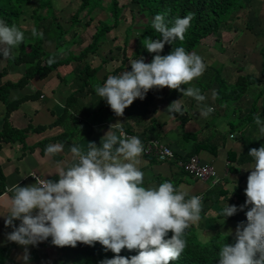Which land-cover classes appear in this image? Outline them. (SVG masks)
Segmentation results:
<instances>
[{
    "label": "clouds",
    "instance_id": "1",
    "mask_svg": "<svg viewBox=\"0 0 264 264\" xmlns=\"http://www.w3.org/2000/svg\"><path fill=\"white\" fill-rule=\"evenodd\" d=\"M194 16L189 12L167 21L166 14H156L151 26L160 34L159 38L148 36L142 41L146 50L154 54L151 62L146 63L143 57L132 60L130 71L109 75L102 85L94 86L95 93L116 116H123L126 108L136 99L143 100L150 90L163 88L193 98L205 119L215 110L204 104L207 98L199 88L184 87L206 71L204 59L182 46L173 48L176 40H184ZM43 36L42 31L31 29L32 38ZM25 40L24 31L17 25L0 19L3 59H14L13 50ZM166 44L172 45V50L161 55ZM52 63L55 58L48 60L49 65ZM216 98L218 93L214 91L213 99ZM167 112L175 117L177 113L184 115L185 109L176 100ZM253 119L259 140L264 137V119L259 114ZM122 125L120 122L111 125L99 146L95 142H88L86 149L71 146V162L67 165L57 162L58 166L48 172L58 176V180L33 172L29 176L35 183L27 186L14 183L7 187L0 197V209L6 211L0 216L4 217V226L12 229L6 239L23 247L19 259L24 264L30 260L28 246H37L49 238L56 247L75 248L78 242L94 246L99 242L105 251L115 254L100 264H173L184 253L187 230L202 219L203 194L189 196L182 185L177 187L168 180L158 186H145V173L139 167L144 144L138 137L128 136ZM63 149V143L49 144L44 155L51 159ZM248 155L253 164L244 169L250 172L245 203L239 207L227 203L220 211L225 222L247 208V223L241 221L234 233L229 232L233 243H227L226 239L218 246V264H264V145L251 148ZM15 221H19L18 226ZM123 249L135 250L137 254L121 256Z\"/></svg>",
    "mask_w": 264,
    "mask_h": 264
},
{
    "label": "trees",
    "instance_id": "2",
    "mask_svg": "<svg viewBox=\"0 0 264 264\" xmlns=\"http://www.w3.org/2000/svg\"><path fill=\"white\" fill-rule=\"evenodd\" d=\"M74 1L78 2V6L70 16L71 26L66 28L65 22L60 20L59 16L56 14L58 9L55 8V0H0V19L5 20L9 25H17L24 31L26 37L25 43L13 50L14 59H3V57L0 56V77H3L12 70L14 71V66H25L24 73L16 82L6 80L0 85V100L6 106L3 122L0 126V149L5 142H23L27 132V128L15 127L9 120V114L13 109L17 108L22 101L32 98L33 94H26L22 97L10 100L8 94L11 88L27 86L32 78L46 77L54 70H57L58 67L70 64L71 71L69 72V77L77 84V90L94 92V86L97 84L102 85L109 75H119L123 71L131 70V65L127 64V62L132 58L140 56L144 46L142 47L138 44L142 45V41L145 37L152 36L153 39L158 38V33L151 26L152 19L156 14H166L167 21H171L177 16L183 17L189 12L195 14L191 27L185 34L184 40H176L173 43V48L182 46L187 52L193 50L208 36H214L215 41L213 42V47L222 49L223 44L219 32L221 30L227 32L240 30L236 22L234 23V21L240 19V12H242L247 21L243 29L245 33H251L249 29H252V23L255 20L251 0H128L129 2L122 4H120L118 0H110L108 5H103V0ZM101 10L104 11V17H98L96 19V24L93 26L94 30L90 36V40L85 43L83 32L91 25L95 15ZM83 11H86L84 23L81 20V13ZM126 12L131 13V22L141 14L146 17V21L138 24L140 26L139 33H133L136 34V37L131 55L127 54L126 51L128 48H132L129 41L134 27L126 25L122 33L124 34L122 47H120V44H116V48L121 49V52L118 55H110L108 58L103 57L99 63L92 65L86 60L88 55L96 54L100 50L99 46L101 44H107L113 41V39L108 38V34L121 29L122 24L125 23ZM26 14L29 15V18H27ZM28 23H30V26L27 25ZM80 26L82 27L81 31L85 29L83 32L78 33L75 31L70 38H64L71 27L75 29ZM33 27L43 32V39L31 37V29ZM258 30H260V33L256 31L254 35H264V26H261ZM45 45H47V47L54 45L53 51L47 50ZM256 49L261 57L262 66H264V41H262L260 46ZM61 50L63 51L61 52ZM171 50L172 45L166 44L161 55H167ZM109 53H111V50ZM153 55L154 54L149 53L148 56H146L145 62H151ZM50 58H55V63L49 65L48 60ZM118 58H120V63L111 71L107 70L106 65ZM220 69L221 67L216 68L212 65H207L203 75L195 79L194 87L199 88L201 93L214 90L218 93V98H216L213 103L215 102L217 106L220 104L224 105L226 106L225 108L233 105L235 111H240L242 109L235 103L245 94L252 97L251 109L246 112L245 115L235 120V123H229V133H232L230 135L234 137V134H236L242 139L244 144V150L239 157L235 158V152L233 151H229L228 153V168L234 172L237 166H234L233 162L241 164L252 161L251 157L248 155L249 150L261 146L260 141L252 139L251 136L253 134H251V136H248L249 133L246 134V130L248 128L250 129V126L258 128L254 123V115L259 114L261 118L264 119V91H260L264 88L260 89L259 87V85L264 86V83L261 85L264 78L256 77L252 73H245L236 76L234 82H227L225 78L221 76ZM186 86L188 85H184L185 88H187ZM158 90L159 89H152L146 94L143 100L136 99L133 102L131 108L125 112L124 118L126 120L123 124L124 130L135 132V121L131 119L137 120L139 117L142 119L144 118L142 114L146 113L148 108L150 112L156 109V107H154L156 104L154 105L152 99ZM164 92H166V90ZM167 92L170 95L174 93L179 95L181 93L180 91L171 90L169 88H167ZM167 92L166 94H168ZM74 97L76 98L73 94L71 98ZM188 98H190L191 101H195L191 97ZM72 100L74 101L75 99ZM207 102L210 103L209 101ZM258 102L260 104H258ZM246 125L248 128H245ZM207 144L210 145L208 147L210 150H212V148L214 150L216 149L214 143L211 142ZM207 144L199 142L196 146L197 149H202L206 147ZM2 190L3 175L0 171V194ZM209 191L205 197L203 196L204 213L211 207V203L216 198L215 195L211 198V192ZM218 191L219 194H227V190L222 186L219 187ZM221 209L222 207H219L218 214L210 217V220L207 219L204 226L200 224V230L212 226V233L209 234L208 237L199 236L198 233L200 230L197 229V223V225L193 224L187 230L185 235L187 247L180 258L174 261L173 264H218V246L226 239L227 243L234 242L233 236L229 235L228 227L222 230L218 227V219H224V217L220 215ZM247 210L246 208L245 212L241 213V217L233 215L226 219H234L236 226L241 221L246 224ZM236 217L240 221H238ZM168 235L170 238L171 232H169ZM46 242L54 247V245L51 244V238ZM12 246L13 245H8L0 248V264H3L6 259H3V257L6 256L5 253L9 255ZM56 248L57 252L53 256V260H44V256H38V254L35 253H32L33 259L42 260L41 264H100L101 260L106 258L110 259L115 255L110 250L105 251L104 247L99 242H96L94 246H87L78 242L75 248L68 246ZM136 254L137 252L135 250L129 251L127 249H123L120 253L121 256L125 257H131Z\"/></svg>",
    "mask_w": 264,
    "mask_h": 264
},
{
    "label": "crops",
    "instance_id": "3",
    "mask_svg": "<svg viewBox=\"0 0 264 264\" xmlns=\"http://www.w3.org/2000/svg\"><path fill=\"white\" fill-rule=\"evenodd\" d=\"M262 18L264 17H261L260 20H262ZM257 21L258 20L255 18L253 23ZM261 26L264 25L261 24ZM254 29L260 33V30H257L258 28ZM258 40L264 41V35H259ZM262 41H260V43ZM260 64L262 65L261 62ZM17 66H14V71L12 70L3 77H0V85L6 80L16 82L22 76L25 68L23 72H21L22 69H18ZM61 68L63 70H54L46 77L32 78L27 86L21 88L13 87L9 90V93L16 89L22 92L10 98L8 94L10 100L22 97L26 94H33V97L22 101L18 107L13 109L9 114L10 122L17 128H27V132L23 142L14 141L2 144L0 149V171L4 177L3 190L0 197H3L7 187L14 183H18L20 186H27L35 183V179L29 176L32 172L37 173V175L41 177L44 176L46 179L58 180V176L55 174L49 175L48 172L53 171L58 166L57 162H63L64 165L71 162V146L80 145L82 148L86 149L88 142H95L99 146L101 138L109 130L111 125L117 122L124 124L126 120L124 118L125 112L130 109L132 105L125 109L123 116H116L107 105L106 101L101 99L95 91L77 90V84L69 77V72L71 71L70 64L64 65ZM246 73H252L256 77L264 78L262 77L264 76V66L260 67L259 76L253 72ZM163 90L159 89L157 92L162 95V99L159 101L156 100V94L153 96L152 100L154 105L156 104L154 106L156 109H154L153 112H150L148 108V111L142 114L144 118L141 119V117H139L137 120L131 119L135 121V132L129 133H134L141 137H156L161 141L162 139H160V137L164 138L163 142L169 144L177 153L184 155L196 154L202 161L212 163L219 176L217 183L212 184L211 181H202L191 173L180 170L173 161L162 162L154 157L142 155L139 167L145 173V186H158L161 182L168 180L174 182L177 187L182 185L184 190L188 191L189 196L201 193L204 197L207 192L211 190L209 191L211 192L210 197L213 198L215 195L216 198L211 203V207H209L205 213L204 211L202 212V217L208 212H213L215 210L217 215L218 208H223L227 203L229 205H236L237 207L243 205L246 200L245 189L247 186V177L250 174L249 171L244 169L250 168V164H253V161H247L241 164L233 162L234 166H237L234 172L228 168L229 151L235 152V158H237L244 150V144L240 137L236 134H234V137H230L232 133H229V123L234 121L229 120V122L227 121L222 126L223 128L225 127L228 133L227 138L230 139L227 142L226 136L222 135L219 130L208 126V117L206 119L201 117L197 102L191 101L190 98L183 96L182 93H180L178 97L181 105L185 109V114L180 115L177 113L174 114L175 117L170 115L167 109L173 102L172 95L168 92V94H166ZM73 94L76 98H71ZM206 98L204 103L207 101L212 103L210 98L207 96ZM72 99L75 100L73 101ZM241 99L235 104L240 106L243 110L245 109V112L235 116V120L245 115L246 112L251 109L252 98L251 101L248 103L244 102V104L240 103ZM215 106L217 105L215 104ZM218 107L219 110L226 109L224 105L220 104L216 107L215 111L218 110ZM5 110L6 106L0 100V126ZM219 110L217 111L218 113H220ZM231 116H234V114ZM246 126L245 128H248V126ZM113 131H116V129H113ZM124 131L128 132L126 130ZM246 134H248V136L253 134L251 136L252 139L257 140L258 128L250 126V129L248 128L246 130ZM258 141H260V145H264V137ZM199 142L205 144H207L206 142H212L216 145V149L214 150L212 148V150H210L208 148L210 145L208 144L202 149H197L196 144ZM55 143H63V152L51 159L46 158L44 155L45 147ZM220 186L227 190L226 195L219 194L218 189ZM245 210L246 208L244 211H238L235 215L241 217V213H244ZM4 211L6 210L0 209V214H3ZM203 219L205 220V218ZM207 219L210 220V217ZM236 219L238 220L237 217ZM218 220L217 222L219 223L224 219L220 218ZM14 223L17 226L19 225V221H15ZM224 224H226V222H222V225ZM232 225H234L233 222L231 223V226ZM227 226L226 224L225 227L227 228ZM11 231L12 229L10 227L6 228L4 226V217L0 216V248L13 245L9 252V256L11 255L9 262L14 261V263L21 264L19 257L22 256L24 249L22 246L14 242H9L6 239L7 234ZM36 248L37 246H28L29 253L36 250ZM5 258L6 257H3V259ZM39 261L40 260H33L31 264H38Z\"/></svg>",
    "mask_w": 264,
    "mask_h": 264
},
{
    "label": "rangeland",
    "instance_id": "4",
    "mask_svg": "<svg viewBox=\"0 0 264 264\" xmlns=\"http://www.w3.org/2000/svg\"><path fill=\"white\" fill-rule=\"evenodd\" d=\"M110 2V0H103V5H108ZM118 2L120 4L122 3H126L129 2L128 0H118ZM77 3L74 0H60L57 1L55 0V8L58 9V11H56L57 15L59 16V19L65 22L66 28H69L71 26V22H70V16L73 14V12L76 10L77 8ZM251 4H252V11L254 14V17L258 20L255 23H252V29H249L251 31L248 33L244 32V27L247 24L246 19L244 18L242 12H240V19L238 21H234V23L236 22L237 26H239L240 30H233V31H225V30H221L219 32V36L221 38V42L223 44L222 49H219L218 47H213V42L215 41L214 36H208L206 39L202 40L201 43H199L193 50L189 51V52H195L196 54H198L199 56H201L204 59V62L206 65H212L214 67H221V76H223L225 78V80L227 82H234L236 80V76H238L239 74H245L246 72H253L256 73L257 76H259V70L260 67H262V65L260 64L261 62V57L259 56V52L257 51L256 48H258L260 46V41L262 40H258L259 36H256L254 34H256V29L254 28H261V24L264 25V18H262V20H260L261 17H264V0H251ZM99 10V9H98ZM97 10V11H98ZM96 11V13H97ZM95 13V14H96ZM85 14L86 11H83L81 13V17H82V22H85ZM131 13L126 12L125 16V23L122 24L121 29L116 30L115 32H110L108 34V38L109 39H113V41L108 42L107 44L103 43L99 46V51L96 54H89L87 57V61L90 62L92 65H95L97 63H99L103 57H109L110 55H118L121 52V49L116 48V44H120V47H122V42H123V29L126 25H131L133 26V31L132 34L130 36V44L132 45V48H128L127 49V54L132 53L133 51V47H134V43H135V37L136 34L133 33H139L140 31V26L138 25L140 22L146 21V17L145 15H139L137 18H135L133 20V22H131V18H130ZM27 18H29V15L26 14ZM242 16V17H241ZM100 17H104V11H100L98 14L95 15L94 20L91 22V25L89 27H87V29L83 32L82 27H76L74 28H70V31L66 34V36L64 37L65 39L70 38L73 35V32H78L81 33L83 32V37L85 40V43L90 40V36L94 30V25L96 24V19ZM260 24V25H259ZM28 26H30V23L27 24ZM251 28V26H250ZM258 30V29H257ZM252 34V35H251ZM159 33H158V38H159ZM140 46L143 47V44H138ZM46 49L49 51H53L54 49V45H50L47 47V45H45ZM111 50V53H109V51ZM149 52L143 47V51L141 52L140 56L137 58H132L130 59L127 64L130 65V61L132 60H136L139 59L140 57L144 58V61L146 60V56H148ZM120 63V58L118 59H114L113 61L109 62L106 66H107V70H112L114 67H116V65H118ZM260 64V65H259ZM24 65H20L17 66L18 69H22L21 72H23ZM64 66V65H62ZM58 67L57 70L61 71L63 70L61 67ZM68 68V67H66ZM65 68V69H66ZM264 77V76H262ZM194 81L195 79L191 82V84H188V86L186 87H194ZM264 83V81L261 82ZM261 88H264V86H260ZM259 89V88H258ZM166 90L167 92V88H164L163 92ZM259 91V90H258ZM260 91H264V89H261ZM213 92L214 90H208L205 91L203 94H205L208 98H210V101L212 100V103H208L205 102L204 104L213 107L214 109H216L217 106H215V104L213 103ZM19 93H22L19 89L13 90L11 93H9V98L10 97H14L15 95H18ZM211 94V95H210ZM251 98L249 95H244L240 101V103H248L249 101H251ZM160 99H162V95L159 93H156V100L159 101ZM172 100L176 101L179 100V97L176 93H174L172 95ZM258 104H260L258 102ZM203 105H201L202 107ZM244 106V105H243ZM226 107V106H225ZM234 108V109H233ZM218 110H214L209 116H208V126H211L213 128H216L217 130H219L221 132L222 135L226 136V141L228 142L227 135L228 133L226 132L225 127L223 128V124L226 123L227 121L229 122V120H233L235 122V116H237L238 114H242L245 112V109H241L236 110L235 111V107L233 105H230L228 108L223 109V110H219L220 113L217 112ZM225 113V114H224ZM234 116H231L233 115ZM1 122H3V118L1 120ZM2 125V124H1ZM257 133V132H256ZM259 135V132H258ZM162 141H164V138H161ZM262 139V138H260ZM208 143V142H207ZM252 166V163L250 164ZM3 175V174H2ZM4 177V176H3ZM216 216V210L213 212H208L207 214H205L204 217H202V220L199 221L198 225H197V229L200 230V224H203L206 222V219L209 217H213ZM205 218V220L203 219ZM219 221V220H218ZM226 224L228 225L227 227L229 228L228 231L230 232H234L235 228H236V224H235V220H227L225 219ZM222 222H224V220H221L219 223H221L219 225L218 223V227L221 229H225L226 224L222 225ZM234 223V225L231 226V223ZM222 225V226H221ZM230 226V227H229ZM212 226L207 227L206 229L200 230L199 231V236H207L209 234L212 233ZM225 227V228H224ZM41 244V245H40ZM40 245V246H39ZM11 248V247H10ZM57 252V248L56 246H51L49 245L46 241L45 242H41L37 245L36 250L31 251L30 252V260L28 262V264H31V262L33 260H40V259H33L34 257L32 256V253L38 254V256H44V260H53V256L56 254ZM6 259L4 260L3 264H18V263H14V261H10V256L7 255L8 253H5ZM33 254V255H35ZM12 260V257H11ZM21 264H24V262L20 259L19 260ZM42 261V260H41ZM41 261L38 262V264H41ZM48 264V263H46Z\"/></svg>",
    "mask_w": 264,
    "mask_h": 264
},
{
    "label": "built area",
    "instance_id": "5",
    "mask_svg": "<svg viewBox=\"0 0 264 264\" xmlns=\"http://www.w3.org/2000/svg\"><path fill=\"white\" fill-rule=\"evenodd\" d=\"M128 136L138 137L144 144V156L154 157L158 161H173L174 164L186 172L191 173L197 179L202 181H211L212 184L217 183L218 173L212 163L204 162L196 154L184 155L174 151L169 144L159 140L156 137H141L134 133L125 132ZM232 136V135H230ZM168 149L165 153L164 149ZM33 173V172H32Z\"/></svg>",
    "mask_w": 264,
    "mask_h": 264
}]
</instances>
